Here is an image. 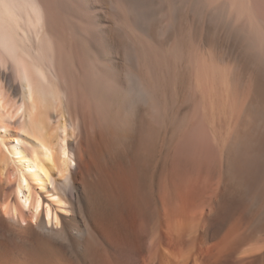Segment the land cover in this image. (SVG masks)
<instances>
[{"label":"bare ground","instance_id":"bare-ground-1","mask_svg":"<svg viewBox=\"0 0 264 264\" xmlns=\"http://www.w3.org/2000/svg\"><path fill=\"white\" fill-rule=\"evenodd\" d=\"M0 264H264V0H0Z\"/></svg>","mask_w":264,"mask_h":264}]
</instances>
